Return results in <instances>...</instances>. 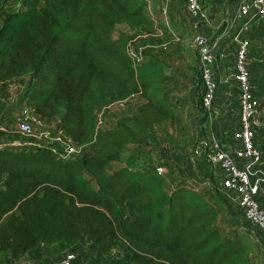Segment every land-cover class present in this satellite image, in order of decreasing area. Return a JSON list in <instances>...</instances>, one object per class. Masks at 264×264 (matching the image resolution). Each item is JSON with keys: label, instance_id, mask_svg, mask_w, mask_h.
Returning a JSON list of instances; mask_svg holds the SVG:
<instances>
[{"label": "trees", "instance_id": "16d2710c", "mask_svg": "<svg viewBox=\"0 0 264 264\" xmlns=\"http://www.w3.org/2000/svg\"><path fill=\"white\" fill-rule=\"evenodd\" d=\"M123 25L151 29L143 0H20L10 12L0 0V97L18 80L15 104L58 117L59 133L55 142L0 126V136L21 138L0 149V253L17 260L39 244L85 242L106 256L123 241L132 264H250L244 216L212 189L167 190L155 171L135 167L139 150L122 162L138 130L181 120L165 63L134 60L131 38L115 36ZM134 94L143 102L133 114L98 124L100 107ZM67 144L90 149L64 159Z\"/></svg>", "mask_w": 264, "mask_h": 264}, {"label": "rangeland", "instance_id": "374dc122", "mask_svg": "<svg viewBox=\"0 0 264 264\" xmlns=\"http://www.w3.org/2000/svg\"><path fill=\"white\" fill-rule=\"evenodd\" d=\"M4 1L9 12L16 10L20 4V0ZM171 2L173 3L174 11L179 16L176 27L172 30L165 28L166 33L163 32L164 36L161 39L154 38L153 41L155 43L150 44L148 48H151L165 63L166 78L175 86L170 89L174 97L169 98L172 99L171 101L177 108L179 106L178 112H181V120H165L151 128L138 130L136 132L138 141L126 147L122 153V162L129 154L140 149L142 150V157L137 161L135 167L144 171H155L156 167H162L164 173L161 177L165 181L167 190H170L178 182L184 183L188 188L198 190L210 185L213 188L212 190L228 206V209L234 215H240L241 221H243V208L237 196L233 192L222 189L219 182L218 169L212 166L207 159V145L202 142L209 144V142L215 140L220 144L221 140L215 130L216 123L212 116L211 106L207 108L202 101L205 82L201 76L198 51L193 43L195 35L191 27V20L183 0H171ZM237 4L238 2L235 3V0H199V9L208 21V26L206 27V24H204L202 29L207 45L213 52L214 60L211 65V79L216 85L217 82L214 77L215 60L218 63L221 50L224 51L223 63L233 65L235 74L232 80L236 81L235 76L238 72L239 64H242L248 76L251 68H255L256 73L259 74V80L256 81V87L259 89L256 101L260 109V126L256 128L258 135L255 144L257 143L256 146L258 145L261 155H264V21L258 20L257 24L249 26V20L245 19L246 30L241 31L239 22L236 25L239 27L234 29L232 20ZM158 28L163 30L162 25H159ZM125 29L124 25L119 26L115 36L119 32L126 33ZM128 35L131 40L134 38L133 34L129 33ZM143 42H145L144 39H140V41L133 40L131 47H133L134 51L142 53L148 46ZM218 48L220 51L217 52ZM17 82L18 80H15L11 84L10 91L3 98L8 105L13 104L15 101L12 94L17 91ZM237 86L239 98V84ZM125 106L126 104L122 102H111L103 105L98 110V121L101 111L105 110L111 114V112H117ZM195 108L196 110H194ZM7 116L10 117L8 114ZM57 121L58 117L52 120L37 118L32 123L30 135H35L44 140H59V133H55ZM104 123L107 126L114 124L110 116L104 120ZM6 124L9 125L10 122L4 123L5 126ZM12 127L19 131V121L12 123ZM229 129L228 133L230 134H226L223 140L231 139L229 144L234 147L235 143L232 141V136L236 129L233 130L231 127ZM13 137H15L13 139L16 142H21L19 136ZM0 138V141H3L5 137ZM89 145L82 147V149L89 150ZM226 145L221 144V146ZM196 146L199 153L194 155L193 150ZM1 181L2 177H0V183ZM220 219L223 226L222 221H226V215ZM244 221H246L245 218ZM244 226L248 228L253 243L252 261L250 264H264V233L256 225L247 221ZM77 250L78 257L77 261L75 260L78 262L77 264H132L124 255L126 249L121 247V245L117 247L119 252L115 255L103 256L99 255L92 246L87 245L85 242H76L71 245L62 243L39 244L17 260L11 258L7 253H0V264H55L63 255V252H76Z\"/></svg>", "mask_w": 264, "mask_h": 264}, {"label": "built area", "instance_id": "2783aa9c", "mask_svg": "<svg viewBox=\"0 0 264 264\" xmlns=\"http://www.w3.org/2000/svg\"><path fill=\"white\" fill-rule=\"evenodd\" d=\"M183 2L191 20V27L195 35L193 43L198 51L201 76L205 82L202 101L209 108L214 99L217 85L211 79V65L214 60L213 52L207 45L202 29L204 24H206V27L208 26V21L199 9V0H183ZM251 16L264 21V0H241L238 3L235 19L243 21L240 24L241 31L246 30L245 19H249ZM127 50L134 60L138 61L141 59V53L134 51L131 45H128ZM235 78L240 88V110L239 128L233 132L232 139L238 143V146H234L233 151L235 157L242 160V166L237 165L230 153L215 140L209 142V144L202 143L207 145V159L209 163L218 169L222 189L233 192L237 196L243 208L245 220L256 225L264 233V207L255 198L264 177V172L260 167L262 160L261 151L255 144L256 128L260 126V109L256 96L252 91L249 76L244 71L242 64H239ZM17 115V120L19 121L18 129L23 134H30L32 123L37 118L41 119L32 113L30 108L25 104L19 105ZM17 143L20 142H16L15 140L6 143L0 142V149L3 145ZM81 149L82 146L67 144L61 156L64 159L69 158L79 154ZM193 153L194 155L199 153L197 146L194 147ZM155 173L161 176L164 173V169L158 166L155 168ZM204 187L213 189L210 185ZM75 257L74 252L65 251L55 264H73Z\"/></svg>", "mask_w": 264, "mask_h": 264}, {"label": "crops", "instance_id": "0c3cea01", "mask_svg": "<svg viewBox=\"0 0 264 264\" xmlns=\"http://www.w3.org/2000/svg\"><path fill=\"white\" fill-rule=\"evenodd\" d=\"M143 1L146 4L147 15L149 16V18L152 21L151 29L147 32H143L140 35H134L131 32V30L125 26L126 27L125 30L127 32L126 33L123 32V33L125 35H128L129 33L133 34L134 38L132 40L130 39V41H129V45H131V46H132L133 40H137V41L139 40L140 41V39H144L145 42H143V43L148 45L147 48H145V51H142L143 54L145 53V57L150 56L153 58L160 59L159 56L157 54H155V52L151 48H148V47H150L149 46L150 44L155 43L153 41L154 38L161 39V37L164 36L163 32L166 33L165 28H167L168 30L174 29V27H176V22H177V19L179 16L174 11L173 3L171 2V0H143ZM240 1L241 0H235V3L236 2L239 3ZM236 9H237V7H236ZM236 9H235V13H236ZM247 20H249V26H251V25L254 26L255 24H257V22H259L258 21L259 19L255 18L253 16H251ZM237 22H239L241 24V22H243V21H240L239 19H235V14H234L233 20H232V23L234 24L233 25L234 29L238 28L240 26V24H239V26H236ZM159 25L163 26V30H161V28H158ZM218 51H220L219 48H218L217 52ZM223 54H224V51L221 50L218 63H217V60H215L216 63H215V69H214V77H215V80L217 82V88L215 90L214 99L212 101L211 112H212V116L214 118V121L216 123L215 124V130L219 134V137L221 140L220 144L226 145L228 142V144L226 146H222V147H225L224 149L230 153V155L232 156L233 160L235 161V163L237 165L242 166V160L235 157L234 151H233L234 147H232L233 145L229 144L231 139L230 140L227 139L226 141L223 140L224 137L226 136V134H230V133H228V131L230 130L229 127H231V129L233 128V130H235V129L237 130L239 127V113H238V111H239V101H238L239 100V98H238L239 90H238V86H237L238 83L236 82L237 80L236 81L232 80L233 76L235 74L234 69H233V65L232 64L227 65V64L223 63ZM251 67H253V66H251ZM249 73H250L249 80H250V83L252 84V91L254 90L253 93L255 96H257V91L259 89H258V87H256V81L259 80V74L256 73L255 68H251ZM174 87L175 86L171 82H169V80H167L166 95L168 96V98L174 97L172 91L170 90ZM10 89H11V86H9L7 89L8 91L2 95L6 96L7 93L10 91ZM16 90L17 91L14 94H12V96L14 95L13 99L16 98V95L19 92L18 86H17ZM12 96H11V98H12ZM0 99L7 107V111H5L4 114H2V117L0 118V119H2V120H0V126L2 128L5 127L8 130L11 128L14 129L12 127V123H15L17 121V119H15L14 116L18 112L19 105L15 104V101L13 104L8 105L6 100H4L2 97H0ZM121 102L125 103L126 106L123 109L118 110L117 112H111V114H109L105 110L100 112V116H99V125L100 126H107L106 123H104V120H106L108 118V116H110L111 121H113L115 123L120 117L133 114L135 112L137 106L143 102V99L141 98V96L139 94H134L131 97H129V98H127ZM172 104L175 105L174 103H172ZM195 107H196V104H195ZM175 108L178 112L179 106H178V108H177V106H175ZM194 110H196V108ZM178 113L181 115V112H178ZM7 114L10 115V117L7 116ZM98 115H99V113H98ZM7 118H11V119H7ZM237 119H238V121H237ZM6 122L7 123L10 122V124L9 125L6 124V126H5L4 123H6ZM155 125L156 124H154L153 126H155ZM257 135L258 134L256 133L255 142H256ZM0 137H5L6 139L4 138V140H7L8 138L9 139L15 138L13 136H7V134L2 135ZM137 141H138V137H137ZM137 141H136V143H137ZM232 141H233V139H232ZM234 143H235V145L238 146L237 142H234ZM257 147H258V145H257ZM137 150L142 151L140 149H137ZM260 167L264 172V155H262ZM220 181H221V178H220ZM255 198L264 207V177H263V181L260 184L259 191L256 194ZM87 245L91 246L89 243H87ZM120 245H121V247L126 249V252L124 255L127 257L128 249H127L125 243L123 241H121L117 247H119ZM76 248H77V246H76ZM117 252H119V251L117 250V248H115L111 254L115 255ZM74 253L76 255L75 260L77 261L78 250ZM75 260H74L73 264L78 263Z\"/></svg>", "mask_w": 264, "mask_h": 264}]
</instances>
